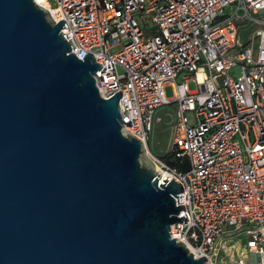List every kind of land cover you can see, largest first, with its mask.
I'll use <instances>...</instances> for the list:
<instances>
[{
	"label": "built area",
	"instance_id": "built-area-1",
	"mask_svg": "<svg viewBox=\"0 0 264 264\" xmlns=\"http://www.w3.org/2000/svg\"><path fill=\"white\" fill-rule=\"evenodd\" d=\"M40 1L65 21L69 54L101 64L99 95L121 92L123 133L147 149L155 110L175 105L173 145L188 169L147 153L158 181L183 189L170 239L206 264H264V0Z\"/></svg>",
	"mask_w": 264,
	"mask_h": 264
},
{
	"label": "water",
	"instance_id": "water-1",
	"mask_svg": "<svg viewBox=\"0 0 264 264\" xmlns=\"http://www.w3.org/2000/svg\"><path fill=\"white\" fill-rule=\"evenodd\" d=\"M64 22L0 0V264H206L169 237L182 186L123 133L121 92L99 95Z\"/></svg>",
	"mask_w": 264,
	"mask_h": 264
},
{
	"label": "rangeland",
	"instance_id": "rangeland-1",
	"mask_svg": "<svg viewBox=\"0 0 264 264\" xmlns=\"http://www.w3.org/2000/svg\"><path fill=\"white\" fill-rule=\"evenodd\" d=\"M231 9L227 7L224 10V13L229 14ZM246 31L241 30V34L243 32H249L253 30V26H247ZM118 48L112 49V52H116ZM234 72H229L230 76H233ZM182 80V76L177 78V83H180ZM188 88L190 91L196 89V85L194 82L188 83ZM165 93L168 98H170L172 93V88L170 86L165 88ZM187 117L190 121L193 119V115L191 113H187ZM175 105L167 104L158 107L152 117V123L150 131L146 137L147 150L149 154L153 157H160L166 154L173 146V137L175 130ZM235 240L245 242L244 238L237 237Z\"/></svg>",
	"mask_w": 264,
	"mask_h": 264
},
{
	"label": "trees",
	"instance_id": "trees-1",
	"mask_svg": "<svg viewBox=\"0 0 264 264\" xmlns=\"http://www.w3.org/2000/svg\"><path fill=\"white\" fill-rule=\"evenodd\" d=\"M159 158L162 162H164L166 165H168L171 168L177 169L182 172L188 169V165L185 159H181L176 156L174 145L166 154L160 156Z\"/></svg>",
	"mask_w": 264,
	"mask_h": 264
},
{
	"label": "bare ground",
	"instance_id": "bare-ground-1",
	"mask_svg": "<svg viewBox=\"0 0 264 264\" xmlns=\"http://www.w3.org/2000/svg\"><path fill=\"white\" fill-rule=\"evenodd\" d=\"M35 2L37 3V4H39L40 6H45V5H43L42 3H41V1L40 0H35ZM44 8V7H43ZM146 152L148 153V150L146 149Z\"/></svg>",
	"mask_w": 264,
	"mask_h": 264
}]
</instances>
